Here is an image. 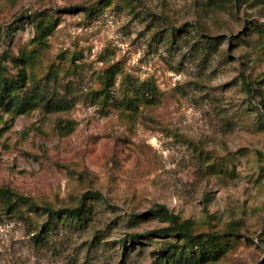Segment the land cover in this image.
<instances>
[{"label":"rangeland","instance_id":"1","mask_svg":"<svg viewBox=\"0 0 264 264\" xmlns=\"http://www.w3.org/2000/svg\"><path fill=\"white\" fill-rule=\"evenodd\" d=\"M0 78V188L91 209L0 196V264H264V0H0Z\"/></svg>","mask_w":264,"mask_h":264},{"label":"trees","instance_id":"2","mask_svg":"<svg viewBox=\"0 0 264 264\" xmlns=\"http://www.w3.org/2000/svg\"><path fill=\"white\" fill-rule=\"evenodd\" d=\"M79 7H67L64 10L68 13H74V12H78ZM83 10V9H82ZM90 13V12H89ZM171 33H170V39L171 41H173L175 39V28H171ZM169 39V40H170ZM169 40H165L166 42H168ZM241 78V82L242 85L244 86L245 90L247 92H252V84L250 82H248L246 76H244V74H242L240 76ZM6 80H2L0 78V87L5 86ZM154 96L149 95V97H146V102L148 103V101H151L153 99ZM0 196L4 197L5 199H9L11 197H14L20 204L25 205V206H31L34 207L35 209H40L42 210L44 213H46L48 215V218L50 219L49 221V226H51L52 220H59L62 217H66V218H71V219H76L78 222L86 224L88 222V216L91 213V209H87L86 211H84V205L82 203H80L79 205H77L76 207L73 208H65V209H58V210H54L52 208L49 207H44V208H39L38 206H36V204L31 201L29 198L25 197V196H18L16 194H13L12 192H10L8 189H4V188H0ZM98 195L95 192H87L83 195L82 197V202L83 200H89V199H97ZM10 209H12L11 207H13L11 204L8 206ZM157 211L159 212L160 215H162V217H164L171 225V228H162L159 230H155L154 233H179L180 235H187V222H181L177 224V218L174 214L168 212L163 206L161 205H157L156 206ZM84 212H86L84 214ZM43 232H37L35 234V237H33V242L34 243H38L43 237ZM233 235V234H231ZM132 239H134V237H132ZM187 245L194 249V248H198L199 244L193 242L192 240H188L187 241ZM124 250L126 249V246H123Z\"/></svg>","mask_w":264,"mask_h":264}]
</instances>
